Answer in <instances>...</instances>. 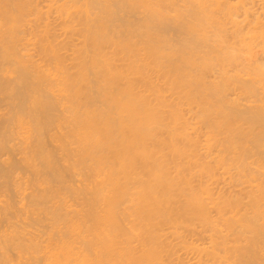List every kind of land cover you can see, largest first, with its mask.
Listing matches in <instances>:
<instances>
[{
	"label": "bare ground",
	"instance_id": "1",
	"mask_svg": "<svg viewBox=\"0 0 264 264\" xmlns=\"http://www.w3.org/2000/svg\"><path fill=\"white\" fill-rule=\"evenodd\" d=\"M2 89L4 264H264V0H0Z\"/></svg>",
	"mask_w": 264,
	"mask_h": 264
},
{
	"label": "rangeland",
	"instance_id": "2",
	"mask_svg": "<svg viewBox=\"0 0 264 264\" xmlns=\"http://www.w3.org/2000/svg\"><path fill=\"white\" fill-rule=\"evenodd\" d=\"M40 4H41V3H40ZM42 4H43V3H42ZM42 4H41V5H42ZM41 5H40V7H41ZM43 5H44V4H43ZM54 21H55V20H54ZM52 22H53V19H52ZM54 23H56V22H54ZM54 23H52V24H54ZM54 25H55V24H54ZM54 25H52V27H53ZM31 27H32V26H29V25L27 26V31L24 33L25 35H29V34L32 32ZM54 27H55V26H54ZM180 44H181V42L178 43L177 45L180 46ZM181 47H182L183 49L185 48V47L182 46V45H181ZM36 56H38V55H36ZM36 56H35L34 58H35L36 60H40V57H36ZM35 59H34V60H35ZM7 65H8L7 67H9V64H7ZM10 66H12V65H10ZM5 67H6V65H5ZM5 67H4V68H5ZM7 67H6V68H7ZM194 74H195V73H194ZM195 75H197V74H195ZM209 75H210V74H209ZM209 75L206 76V78H207L208 80H210ZM3 81L5 82V84H4V82H3V86H6V87H8V86L10 87V86L14 83L13 81H11V82H10V81L7 82V81H5V80H3ZM9 83H10V85H9ZM11 83H12V84H11ZM7 84H8V86H7ZM14 84H15V83H14ZM14 84H13V85H14ZM13 85H12V86H13ZM18 91H19V89H18ZM6 94H7V93L4 91V89H2V91H0V129H1V128L5 129V130H2V129H1V131H3V132L0 131V139H1V136L3 137V139H1L2 141L0 140V141H1L0 145H2V144H3V146H4V144L6 145L5 148H3V146H0V157H1V158H0V164H2V165H0V171H1V172H0V173H1V174H0V180H1V181H0V197L2 196V198H3L2 200H7V199L9 198L10 200H8V201H9L10 203H12V206L14 205V207H15V206L18 207V208H16V209L14 208V209H15V210H14L15 212L13 211V213H15V216L18 217V220L15 218V216L12 215V216H10V217H14L15 219H13V220H17V221H19L21 224H22V222H23V224H24V221H25V220H27V219H29V220H30V219L34 220L35 218H34L33 216L35 215V217H37V215H38L37 218L40 217V218H39L40 220L38 221V219L36 218V219H35L36 223H35V221L32 222L31 220H30V222H29V220H28V221H25V223H26V222H27V223L29 222V223H31V224L33 223L32 225H35V224H36L37 227H39V229L42 227V230H43L45 227H46V228L48 227V226H47V225H48V222H50V221L47 222V219H48V218L45 216V213H42V212L40 213V212H39L40 214H38V213H34L33 215L30 213V217L27 218L28 216H27L25 210H22V205H23V203H22L21 201L24 202V199L21 197V195H20V196H18L19 194L17 195L18 192H17V193L15 192V190L18 189V188H17V185H16V187H15V183L18 184V183L20 182L19 180H21L22 183H24L25 181H23V180L26 179L25 184H22V183L20 182V183L22 184L21 186H22L23 188H26L27 185H29V186H30L31 184L36 185V184H35L36 182H35L34 180H36L37 177H35V176H36V174H35V169H33V168H29V167L27 168V165L24 166V163H25V162H23V165H22V162H21V160L23 161V158H22V157H23V153H22V152H24V150L21 149V146H22V145H20L21 142L23 143V141L20 140V139H22V138L20 137V139H19V135H18V134H17L18 137H16V136H15L13 133H11V132H10V133H11V134H10V133L8 132V130L10 131V129L6 128V127H8V126H9V128H11V125H12V124L15 125L14 123H16V122H13L14 120H12V118H13V114L15 113V110L13 109V107H12L11 105H9V103H11L10 101H12V100L9 101L10 98H8V97L6 96ZM7 98H8V99H7ZM6 99H7V100H6ZM6 101H7V102H6ZM17 101L20 102V100H18V99L16 100V102H17ZM6 105H8V106H6ZM10 109H11V110H14V111L12 112ZM20 109H21V108H18V110H20ZM55 110H56V111H55L54 113L52 112V113H53L52 116H53V115L56 116V115L60 112L59 110H58L59 112H57V109H55ZM53 111H54V109H53ZM8 112H10V113H12V114H9ZM1 114H2V115H1ZM8 114H9V115H8ZM59 114H61V112H60ZM5 115H6V116H5ZM11 115H12V116H11ZM26 115H27V114H26ZM26 115H25V116H26ZM28 115H29V113H28ZM28 115H27L26 117H28ZM3 116H4V117H3ZM9 116L12 117V118L10 119ZM55 116H53V118H56L57 116L59 117V115H57L56 117H55ZM60 116H61V115H60ZM58 117H57V118H58ZM6 118H7V119H6ZM8 118H9V119H8ZM14 119H15V117H14ZM6 120H7V121H6ZM10 120H11L12 122H11ZM4 122H5V123H4ZM8 122H10L11 125H10ZM3 124L5 125V127H4ZM1 125H2V126H1ZM15 126H16V125H15ZM15 126H14V128H15ZM14 128H12V129H14ZM6 129H7V130H6ZM12 129H11V130H12ZM4 131L7 132V134H6ZM12 131H13V130H12ZM14 131H16V132H14ZM14 131H13L14 133H17V129H14ZM8 133H9V135H8ZM6 135H7L8 137H6ZM13 135H14V136H13ZM46 135H49V134H46ZM9 136H10V137H9ZM12 137L14 138V140H13ZM15 137H16V139H15ZM46 137H48V136H46ZM10 138H11V140H10ZM49 138H50V139L46 138V139H47L46 141L49 143V144H47L48 149H49V150L51 149V150L54 151L53 153L56 152V153L58 154L60 150L57 149V147L55 146V143H51V137H50V135H49ZM16 140H17V141H16ZM19 140H20V143L18 142ZM48 140H50V142H49ZM6 141L8 142L9 145L6 144ZM16 142H17V143H16ZM15 143H16V144H15ZM22 143H21V144H22ZM10 144H11V145H10ZM12 144H14V145H12ZM17 144H18V145H17ZM53 144H54V145H53ZM15 145H16V146H19V147H18L19 149L17 148L18 150H16V148H15L16 146H15ZM24 145H25V144H23V146H24ZM11 146H13V147H11ZM14 146H15V147H14ZM23 146H22V147H23ZM53 146H55V147H53ZM24 147H25V146H24ZM24 147H23V149H24ZM14 148H15V149H14ZM56 149L58 150V152H57ZM11 150H12V151H11ZM56 153H55V155L58 157V155H57ZM60 153L62 154V152H60ZM8 157H9V160H8V161L10 162V159H11L12 163L10 162V163H9L10 165H7V166H6V164H8V162H6V159H5V158H8ZM59 158H60V160H61V157H60V156H59ZM59 158H56V161L58 160V163L60 164V163H62V162L59 161ZM4 159H5V162H4L5 165H3L4 163H1L2 161H4ZM12 159H13V160H12ZM14 161H15V163L13 164ZM19 162H20V163H19ZM11 164H12V166H11ZM4 167H5V168H4ZM7 167H8V169H7ZM11 169H12V170H11ZM5 170H7V171H5ZM9 170H10L11 172H10ZM2 171H3V172H2ZM8 171L10 172L9 174H8ZM13 171H15V172H13ZM67 173H68V172H67ZM67 173H66V175H67ZM69 173H70V172H69ZM69 173H68V174H69ZM2 174H4V175H2ZM11 174H12V175H11ZM70 174H73V173L71 172ZM8 175H9V176H8ZM10 175H11V176H10ZM2 176H4V177L6 178L7 181L5 180L4 177L1 178ZM12 176H13V177H12ZM14 176H15V177H14ZM20 176H22V177H21L22 179L20 178ZM16 177H17V178H16ZM18 177H19L20 179H18ZM28 177H30V178H28ZM34 177H35V178H34ZM10 178H11V179H10ZM69 178L74 179L75 177H74L73 175H69L68 179H69ZM28 179H30L29 181H31V180L34 179L33 182H35V183H33L32 181H31L32 183H30V182L28 181ZM66 179H67V176H66ZM68 179H67L68 182H70V181L72 180V179H69V180H68ZM75 179H76V178H75ZM15 180H16V181H15ZM4 181H5V182H4ZM17 181H18V182H17ZM73 181H74V180H73ZM73 181H71V182H73ZM10 182H11V183H10ZM71 182H70V183H71ZM6 183H7V184H6ZM76 183H77V182H76V180H75L74 184H76ZM3 184H4V185H3ZM72 184H73V183H72ZM77 184H79V183H77ZM2 185H3V186H2ZM18 185H20V184H18ZM25 185H26V187H24ZM33 185L30 186V187L33 188ZM30 187H28V188H29L28 191H30V189H31ZM34 187H35V188L31 189V191H36V189L38 190L37 185L34 186ZM16 191H17V190H16ZM15 193H16V195H15ZM3 195H4V196H3ZM11 195L13 196V198H12L13 201H12V199L10 198V197H12ZM4 197H5V198L8 197V198L4 199ZM29 197H30V196H29ZM17 198H18V199H17ZM27 198H28V197H27ZM27 198H25V199H26V200H25V203H27V202L31 203V202H32V197H30V198H28V199H27ZM29 199H31V200H29ZM27 200H28V201H27ZM74 200L76 201L75 198H74ZM77 200L79 201L80 199H77ZM26 201H27V202H26ZM30 201H31V202H30ZM80 201H81V200H80ZM16 202H17V205H18V204H21V208H20V209H19V206L16 205ZM13 203H15V204H13ZM29 203H28V204H29ZM73 203H74V201H73ZM77 203H78V202H77ZM77 203L75 202V204H77ZM0 209H1L0 211L3 212L2 208H0ZM18 209H19L20 211H18ZM22 211H24L25 213L22 212ZM2 212H0V213H1V216L3 215ZM17 212H19V213H17ZM23 213H24V215H22ZM25 214H26V215H25ZM17 215H18V216H17ZM21 215H22V216H21ZM31 215H32V216H31ZM43 215H44V218H47L46 220L43 218ZM24 216H27V217H24ZM20 217H21V219H22V217L25 218V220L22 219V220L20 221V219H19ZM31 217H32V218H31ZM41 217H42V218H41ZM2 218H3V216L1 217V219H2ZM26 218H27V219H26ZM42 219H43V220H42ZM2 220H3V219H2ZM23 220H24V221H23ZM48 220H49V219H48ZM42 221H44V225L47 223V224L45 225V227H44V225L41 226V225L43 224ZM45 221H46V222H45ZM37 222H40V223H37ZM20 223H19V224H20ZM27 223H26V224H27ZM1 224H2V225H1ZM3 224L6 225L5 223H3V221H1V223H0V226H1V227H0V231H1V232H0V233H2V234H4V233H3V232H5L4 228L6 227V226H4ZM23 224H22V225H23ZM26 224H25L23 227H21V226H20V227L18 226V227H19L20 229H24V227L27 226V228H28L29 230H33V228L36 227V225H35V226H33V228H32V227L30 226L31 224H30V225H29V224L26 225ZM39 224H40V225H39ZM40 226H41V227H40ZM2 227H3V228H2ZM29 227H30V228H29ZM37 227H36V230L34 229V231H32V232L30 231L31 234L33 233V234H32L33 236H32L30 233H26V235L29 234V235H27V237H29L30 235L32 236V238L34 237V235L39 236V233H38V232L40 231V236H41V234H42V236H43L44 238H47V236L50 237V235H51V236L53 235L52 237H53L54 239H55V238H58V236H57L58 234H57L56 232L53 233L54 231H52L51 229H49L50 225H49V227H48L47 229L45 228L46 230L44 229V230L46 231V234H45V231H44V230H43V231H44V233H43V231L37 229ZM25 228H26V227H25ZM24 230H25V229H24ZM26 230H27V229H26ZM26 230L23 231L24 234H25ZM29 230H28V232H29ZM47 230H49L50 232L52 231L51 233H53V234H50L49 232H47ZM2 231H3V232H2ZM36 231H37V232H36ZM34 232H35V233H34ZM36 233H38V234H36ZM47 233H49L50 235L47 234ZM183 233H184V237H185V236H189L188 234H190L188 231H184ZM2 234H0V239H1V237L3 236ZM44 234H45V235H44ZM1 235H2V236H1ZM191 235H192V234H191ZM191 235H190L189 237H191ZM40 236H39V237H36V236H35V237H34V240H37L36 238L39 239ZM42 236H41V238H42ZM45 236H46V237H45ZM189 237H188V238H189ZM44 238H43L42 240L40 239L42 242L39 241V240H38L39 242H38V241H37V242H38V244L41 242V247H42L43 249L46 250V247L43 245V243L46 242V244H45V243H44V244L47 246V244H48V243H47V242H48V238H47V241H45L46 239H44ZM186 238H187V237H186ZM198 238H199V237H198ZM190 239H191V238H190ZM43 241H44V242H43ZM201 241H202V240H201ZM198 242H200V241H198ZM42 245H43L45 248H44ZM0 247H1V246H0ZM39 248H40V244H39ZM42 248H41V249H42ZM11 249L14 250L13 247H12ZM11 249H9V251H13V250H11ZM1 250H2V249H0V251H1ZM17 251H18V249H17ZM17 251L14 250V251H13L14 253H12V252H8V254H10L11 257L13 256L12 259L14 258L12 262L10 261V262L13 263V264H17V263L19 264V263H20V259H18V260L15 259V258L19 255V254H16V253H19V251H18V252H17ZM42 252H43V251H42ZM42 252H41V253H42ZM184 252H186V251H181V250H180L179 253H180V254H183ZM43 254H44V252H43ZM10 256H9V257H10ZM11 257H10V258H11ZM0 258H2V255H0ZM17 258H18V257H17ZM1 260H2V259H1ZM1 260H0V262H1L0 264H4V260H2V261H1ZM14 260H15V261L17 260V261L14 263ZM40 260H42V261H41V262H38V260H37V262H38L39 264H45V263H44L45 260H44V261H43V259H40ZM40 260H39V261H40ZM37 262H36L35 264H38ZM23 263H24V262H22V264H23ZM5 264H9V262H8V263H5ZM20 264H21V263H20ZM24 264H26V263H24Z\"/></svg>",
	"mask_w": 264,
	"mask_h": 264
}]
</instances>
